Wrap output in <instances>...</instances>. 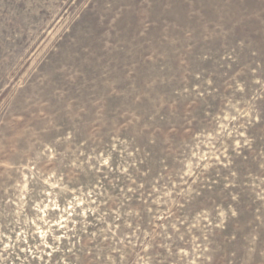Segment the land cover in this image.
<instances>
[{"label": "rangeland", "instance_id": "obj_1", "mask_svg": "<svg viewBox=\"0 0 264 264\" xmlns=\"http://www.w3.org/2000/svg\"><path fill=\"white\" fill-rule=\"evenodd\" d=\"M0 264H264V0H0Z\"/></svg>", "mask_w": 264, "mask_h": 264}]
</instances>
